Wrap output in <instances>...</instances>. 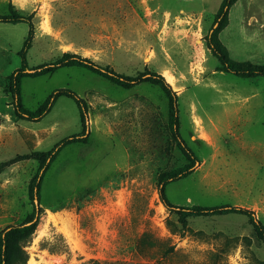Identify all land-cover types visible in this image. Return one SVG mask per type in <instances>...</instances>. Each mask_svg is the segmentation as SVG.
<instances>
[{
	"label": "rangeland",
	"instance_id": "obj_1",
	"mask_svg": "<svg viewBox=\"0 0 264 264\" xmlns=\"http://www.w3.org/2000/svg\"><path fill=\"white\" fill-rule=\"evenodd\" d=\"M9 3L33 15L29 66L73 52L130 76L169 71L179 135L197 158L191 163L173 141L168 96L151 81L124 87L63 65L21 77V102L35 110L56 88H69L86 102V127L66 95L38 120L16 117L7 76L20 64L28 23L0 21V230L32 212L40 153L87 132L42 178L25 264H264V242L246 215L189 216L182 225L158 193L161 174L193 164L165 185L171 203L241 205L264 225V76L219 69L204 38L216 1L0 0V14ZM243 7L245 20L232 9L218 37L231 58L264 64V1Z\"/></svg>",
	"mask_w": 264,
	"mask_h": 264
},
{
	"label": "trees",
	"instance_id": "obj_2",
	"mask_svg": "<svg viewBox=\"0 0 264 264\" xmlns=\"http://www.w3.org/2000/svg\"><path fill=\"white\" fill-rule=\"evenodd\" d=\"M236 0H222L217 8L212 23L204 35L205 43L211 54L217 57L219 61V69L231 72L237 76H264V64L252 63L249 61H239L231 58L226 47L222 44L218 37L219 31L228 22V13L230 7ZM32 14H23L19 12L12 3L8 4V12L0 14V21L3 22H19L26 21L28 23V33L23 41L22 47L19 50L20 64L14 68L7 76L6 91L12 97L13 113L16 117L27 120H38L47 113L54 100L60 95L72 97L80 113L83 126L86 127L87 121V105L85 100L80 97L75 91L69 88H56L53 90L35 110L25 108L20 97V79L23 76H36L45 74L57 69L63 65H77L85 67L95 73H98L115 83L124 86L132 87L143 81H151L160 85L166 92L169 99V130L173 141L180 151L185 155L191 163L197 162V158L192 150L186 145L178 131V115H177V94L171 88L164 75L156 71H142L136 75L130 76L119 73L109 67L102 65L94 60L81 56L73 52H62L53 61L43 62L34 66H29L26 60L27 49L31 45L34 35V23ZM87 132L85 128L78 133L67 135L58 140L50 149L40 153V163L31 179L29 186V195L33 200V209L28 217L19 224H9L0 230V264H25L28 259V253L25 250V244L29 237L33 234L39 223L40 212L42 207L35 202L39 196L41 182L44 174L48 170L52 161L59 154L61 149L67 144L86 141ZM193 164L163 173L159 176L158 193L160 200L165 207L172 212L178 214V219L182 225L187 222L189 216L199 215H217L229 212L246 215L252 223L256 235L264 242V225L256 216L253 209L236 204H217L211 206L192 205L183 206L171 203L165 196V185L174 179L180 178L191 172Z\"/></svg>",
	"mask_w": 264,
	"mask_h": 264
},
{
	"label": "crops",
	"instance_id": "obj_3",
	"mask_svg": "<svg viewBox=\"0 0 264 264\" xmlns=\"http://www.w3.org/2000/svg\"><path fill=\"white\" fill-rule=\"evenodd\" d=\"M216 1V8L214 10V12L217 10V8L219 7L220 5V2L222 0H214ZM244 1H249V2H253V1H264V0H236L235 3H233V5L230 7L229 9V18H231L230 14H231V11L232 9L234 10L235 14H237L236 16H238V20H245V10H244V7H243V2ZM243 9V10H242ZM262 12L264 13V9H262Z\"/></svg>",
	"mask_w": 264,
	"mask_h": 264
},
{
	"label": "bare ground",
	"instance_id": "obj_4",
	"mask_svg": "<svg viewBox=\"0 0 264 264\" xmlns=\"http://www.w3.org/2000/svg\"><path fill=\"white\" fill-rule=\"evenodd\" d=\"M164 76L169 83H173L174 76L169 71H164Z\"/></svg>",
	"mask_w": 264,
	"mask_h": 264
},
{
	"label": "water",
	"instance_id": "obj_5",
	"mask_svg": "<svg viewBox=\"0 0 264 264\" xmlns=\"http://www.w3.org/2000/svg\"><path fill=\"white\" fill-rule=\"evenodd\" d=\"M35 202L38 203L36 198H35Z\"/></svg>",
	"mask_w": 264,
	"mask_h": 264
}]
</instances>
